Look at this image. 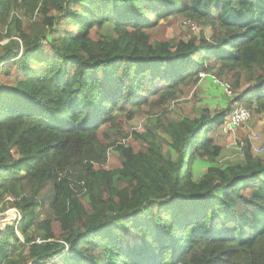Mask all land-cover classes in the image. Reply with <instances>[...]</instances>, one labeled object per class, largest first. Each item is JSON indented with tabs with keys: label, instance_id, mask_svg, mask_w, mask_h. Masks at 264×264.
<instances>
[{
	"label": "trees",
	"instance_id": "obj_1",
	"mask_svg": "<svg viewBox=\"0 0 264 264\" xmlns=\"http://www.w3.org/2000/svg\"><path fill=\"white\" fill-rule=\"evenodd\" d=\"M202 74L234 96L179 114ZM236 107L264 115V0H0V264H264V157L214 139Z\"/></svg>",
	"mask_w": 264,
	"mask_h": 264
},
{
	"label": "rangeland",
	"instance_id": "obj_2",
	"mask_svg": "<svg viewBox=\"0 0 264 264\" xmlns=\"http://www.w3.org/2000/svg\"><path fill=\"white\" fill-rule=\"evenodd\" d=\"M185 23L186 22H183V20H172L165 23L163 26H160L158 31L154 33V36L157 39L161 38L172 41L177 40L178 42L180 40H188L193 36L198 37V35L202 32V28L197 24L191 21H188L186 24ZM114 27L115 22L109 21L104 28V33L107 36L112 37ZM205 35L210 38V31H206ZM4 43L5 42H3V44ZM217 80L221 83V85H226L230 88L232 92L231 95L226 94L221 85H215L211 80L204 79L199 85H197L196 88L187 90L182 102L187 101L188 106H184L182 109H177V106H173L172 108L181 115H190L193 117L204 108H209L211 111L225 109L229 104L228 102L230 99L234 96L232 84L228 80ZM178 105L181 104L179 103ZM251 115V121L244 125L241 129H237L232 133H226L220 129L214 133L215 141L223 147V157L220 159L219 165L241 160L246 143L245 140L252 144L254 153L260 154L261 157H264V115H254L253 112H251ZM134 124H137L140 128L142 121L134 122ZM207 167L208 163H195L194 176L196 180L204 174ZM7 201L8 200L5 202ZM3 204H1L0 207H2ZM14 211L15 209H10L6 212L0 213V232L5 231L7 226L17 224V214ZM21 241L23 242L22 237Z\"/></svg>",
	"mask_w": 264,
	"mask_h": 264
},
{
	"label": "built area",
	"instance_id": "obj_3",
	"mask_svg": "<svg viewBox=\"0 0 264 264\" xmlns=\"http://www.w3.org/2000/svg\"><path fill=\"white\" fill-rule=\"evenodd\" d=\"M204 79L211 80L213 82V84H215V85H221V83L216 78H214L212 76H207V75L202 74L201 75V81ZM221 87L226 94L231 95L232 92L228 86L221 85ZM251 119H252V116L248 110H246L244 108H240V107L235 108L230 113L229 120L224 125L222 130L226 133H232L235 130L242 128L244 125H246L248 122H250ZM14 212L17 214L16 218L18 220L17 221V225H18V223L21 220V215L17 210H15Z\"/></svg>",
	"mask_w": 264,
	"mask_h": 264
},
{
	"label": "water",
	"instance_id": "obj_4",
	"mask_svg": "<svg viewBox=\"0 0 264 264\" xmlns=\"http://www.w3.org/2000/svg\"><path fill=\"white\" fill-rule=\"evenodd\" d=\"M3 233H4V231L0 232V238H1V236H2Z\"/></svg>",
	"mask_w": 264,
	"mask_h": 264
}]
</instances>
